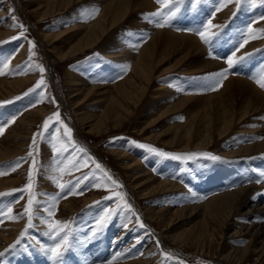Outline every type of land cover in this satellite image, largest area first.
<instances>
[{
	"label": "rangeland",
	"instance_id": "374dc122",
	"mask_svg": "<svg viewBox=\"0 0 264 264\" xmlns=\"http://www.w3.org/2000/svg\"><path fill=\"white\" fill-rule=\"evenodd\" d=\"M47 1L0 0V29H2L0 32H5L6 35L0 39V64L8 63L7 68L0 66V72L4 73L0 78L7 81L28 78L23 87L13 95H9L8 92L16 88H10L12 86L8 84V89H5L4 95L0 97V126H5L3 135H0V138L3 136L1 143L20 144L21 148L19 154L0 160V172L7 173L0 175V179L16 181L15 184L0 190V193H6L0 196V213L5 214L2 217L3 223H0V233H4L3 237L11 238L9 241H4L0 236V253H4L0 257V264H53L43 251L44 247L54 243L47 235L45 205L39 204L34 207V227L29 228L24 209L30 194L28 191L23 193L13 191L23 189L28 183L29 172L32 170V158L28 156L30 151L33 152L38 170L34 177L33 189L36 200L51 201L53 194H59L60 189L53 181V176L61 183L72 181L82 174L92 177L81 184L83 194H72L58 200L54 219L71 222L70 228L77 241L64 254L63 264H143L139 261L142 256L143 260L149 259L146 264H180V262L182 264H264V256L260 258L258 254L247 256L248 261L240 260V256H228L229 251L235 246L242 247L247 244L249 237L234 240L232 246L226 245V237H229L234 228L237 229L243 222H246L245 224L260 222L259 217L251 218L252 214L246 217L245 213L249 210L247 204H250V201H257L258 206L264 207V195H260L264 193V150L247 155L239 152L238 155L230 156L228 153L239 151L246 145H253L264 139V132H257L264 126V114L260 117H250L247 124L240 123L224 139L216 137L214 143L203 148L181 149L176 145L179 138L175 140L174 128L171 127L177 123H186L190 114L187 109L194 108L190 110L195 113V98L204 99L202 100L204 106L208 94L220 92L230 76L245 78L264 92V88L257 83V79L264 73V32L260 31L264 29V19H260L264 16V4L257 0L255 7L242 4L238 10L235 2L222 6L217 0H179V10L175 18L170 24L159 27L155 23L159 18H153L151 14L157 11L167 13L169 9L165 8L163 3L153 0L154 10L132 11L93 47L78 54H67V57L63 58L62 55L67 53L81 36L80 32L72 31V27L90 23L93 17L101 13L102 3L105 0H98L94 4L90 0H77L67 7V11L63 10L46 18L38 17L34 10ZM177 2L178 0H172V4ZM91 5L93 6L90 7ZM217 7H221V10L212 16L211 13ZM233 13L236 15L233 16ZM13 15L16 17L15 21L11 18ZM208 19L212 20L213 25L218 26L212 31L219 33L218 39H214L211 46L202 41L197 31ZM148 22L158 28L195 36L205 53L191 56L184 49L172 48L170 57L159 64V68L157 67L162 72V76H155L140 104L136 105L133 102L130 104L131 110H134L132 114L124 111L127 117L122 115L120 121L114 117L108 118L99 125V130H91V124L96 123L99 115L104 111L105 98L116 93L112 85L131 72V60L120 59L118 56L117 61L108 49L116 48L115 43L124 39V42L117 45L118 50L126 45L125 48H130L128 50L137 52L139 44L150 39V35L154 33L149 30L151 26ZM13 24L24 27H13ZM250 24L254 30L252 35L257 38L251 39L236 53V56L239 57L244 53L251 55L233 68L223 80L222 86L214 91L209 90L206 87L209 83V74L218 73L227 67L226 58L241 41V33L247 35L246 30ZM46 31L50 34L65 33V35H60L61 38L54 36L52 40L47 41L44 40ZM20 32L25 33L23 38L12 39L19 36ZM33 41L36 45L34 49L31 45ZM24 46L27 47L25 50L22 48ZM18 54L21 58L14 62L13 58ZM217 61L222 64L217 65ZM206 63H212L213 66L193 72L187 70L204 66ZM26 64L27 68H25ZM40 67L45 71L41 72ZM20 69H24V72H20ZM42 78L45 81L42 86L43 91L37 89L29 93L28 90L33 89ZM81 80H87V86L100 85L102 90L99 89L98 93V88H95L89 95L86 91H78L77 93L80 94L73 96L80 87ZM164 84L167 88L164 101L166 105L158 107V110L152 114L148 113L150 110L147 109L150 106L159 105L161 102V98L158 97L160 94H156L157 91L154 90L159 92V86H165ZM188 96L191 99L185 101L181 108L171 110L169 115L158 117L166 106ZM5 101L8 103H4ZM33 104L35 106H32ZM35 109H41L42 113L33 112L36 111ZM56 112H59L62 123L56 122V117L53 115ZM81 112L95 114L88 118L92 123H85ZM25 115L30 122L23 125L22 118L26 117ZM49 116H52V120L49 121L50 127L44 130L43 123ZM156 118L157 120L151 123ZM64 125L72 129L71 142L66 139L67 132ZM16 131L18 132L15 134ZM38 131L43 132V135L36 137L37 143L33 149L31 147L33 136ZM132 141L137 143L132 144ZM141 144L151 145L158 150L174 154L208 153L210 155H196L191 158L183 156L181 159H176L161 156L148 148L140 147ZM9 148L12 151L15 149L13 145ZM57 149L61 150L59 154ZM64 149L67 151H63ZM117 151L126 153L127 157L120 158ZM81 156L84 158L80 161L81 165L87 161V167H81L79 171L72 170V163ZM18 160L21 166L11 171L9 165ZM128 161L129 163L138 161L141 169L150 173L149 175L156 181L173 182L177 185L176 188L151 194L143 199L132 182L131 174L135 171L125 166ZM97 163L101 166L100 170L96 169ZM61 168L65 169L64 172L59 171ZM105 173L122 187L110 184ZM258 179L261 180L260 183L256 182ZM94 184H100V187H94ZM242 187L248 188V193L234 209L227 223L228 229L223 231L217 223L215 224L213 241L205 240V243L195 242V244L191 242L194 246L189 242L178 241L172 245L173 242H169L165 236L183 231L200 221L202 217L197 216L195 212L191 213L188 209L179 217L169 219L171 215H167L162 227L157 219H151L149 213L151 208L152 210L161 208L170 213L168 211L177 208L202 205L217 193ZM118 192L126 194L125 199L132 205L133 211L125 210L119 216H113L102 231L92 235L90 229L94 228L97 218L104 213V210L123 204V201L116 197ZM109 196L113 199H105ZM9 207L13 209L10 214L7 213ZM9 215L15 218H7ZM137 215L146 227H139ZM261 222L264 223V219ZM125 223L128 225L127 228L122 227ZM259 240H262V237ZM13 244L16 246L9 249ZM6 249L9 250L6 252Z\"/></svg>",
	"mask_w": 264,
	"mask_h": 264
},
{
	"label": "bare ground",
	"instance_id": "6f19581e",
	"mask_svg": "<svg viewBox=\"0 0 264 264\" xmlns=\"http://www.w3.org/2000/svg\"><path fill=\"white\" fill-rule=\"evenodd\" d=\"M26 1H31V0H26ZM75 1L77 0H48L45 4L36 7L34 11L38 17L46 18L48 16L55 15L57 12H61L63 10L68 9L67 7H70ZM90 2L94 4V2L97 3L98 0H90ZM102 5L103 6L101 13L97 15V17H93L90 23H88L87 25L84 24L85 26L77 25L78 27L77 26L72 27L73 28L72 31L74 30V32H80L81 36H79L78 40L70 47L69 51L62 55L63 58H66L67 54H72V55L78 54L84 52L86 49L93 47L95 44L101 41L103 36L112 27H115L116 25L120 24V22H122L125 18H127L132 11L142 10V9L154 10L155 8V4L153 0H108V1L105 0L103 1ZM92 6L93 5H91L90 7ZM95 15L96 14H94V16ZM148 24L151 26L149 30L154 31V33L150 35L151 36L150 39L139 44V49L137 52L128 50L130 48L128 46H127L128 48H125L126 45L122 46V49L120 48L118 50L119 46L117 47V45H119L120 42H122L124 39L122 41L118 40L117 41L118 43H115L116 48L108 49L112 54L113 58L115 57V59H117L118 56H120L119 57L120 59L127 60V58H129L128 60H131L130 62L131 72L127 74L124 78H122L120 81H118V83L112 85V88L116 90V93L112 95L110 94V97L105 98L106 101L103 104L104 111L99 115L96 123H92V120L88 119L95 114L91 112V115H89V113H87L88 114L87 115L86 112L84 113L81 112L83 114L82 120H84L85 123H90V122L92 123L91 130H99V125L102 122L107 121L108 118L114 117L117 119V121L118 120L120 121L122 115L124 117H127V114H124V111L132 114L134 110H131L130 104L132 102L136 105L140 104L141 101L143 100V96L146 94L148 89H150L153 80L156 78L155 76L157 77L162 76V72H160L157 69V67L159 66V64L163 63L168 57H170L172 53L171 51L172 48H175L173 50L184 49L187 51L188 55L191 56L193 54H195L196 56L197 55L200 56V54L205 53L204 48L202 47V45L199 43V41L196 39L195 36L189 35L187 33L174 32L172 30L165 28H158L153 26L149 22ZM66 30L68 32V29ZM4 33L0 32V39L6 37ZM62 34L65 35V33H56V34L47 33L45 34L44 40L47 41L52 40L54 36H55L54 38H58V37L61 38L60 35L62 36ZM22 48L25 50L27 47L24 46ZM20 58L21 57L18 54L13 58V61L17 62ZM216 64L220 66L222 63L217 61ZM212 66H213L212 63L211 64L206 63L204 64V66L189 68L187 70L188 72H193L202 69L204 67H212ZM27 79H15L13 81H7L5 79L0 78V97L1 95H4L5 93L4 90L8 89L7 88L8 84L9 86H12L10 88H16L14 90H9L8 92L9 95H13L18 89L23 87ZM81 81L82 82L80 83V87L77 88L75 92L76 94H74L73 96L80 94L77 93L78 91L80 92L86 91V93H88L89 95V93L93 92L95 88H98L97 89L98 93H99L98 91L99 89L100 91L102 90L100 85L87 86L88 84L87 80H81ZM164 85L165 86L163 85L159 86L160 87L159 92L156 89L154 90L157 91L156 94L158 93L160 94L158 97L161 98L160 99L161 102H159V105L154 104L153 106H150L147 109V111L150 110L148 113L152 114L153 112L158 110V107H164L166 105L164 104V101L166 99L165 96L167 95V94L165 95L167 88H166V84ZM189 96L172 103L173 105L171 104L166 106V109L162 110V112L158 115V117L160 118L162 116L169 115L168 113L171 110L173 109L177 110L181 108L185 103V101L191 99V97ZM202 100L200 99V97L195 98V106L193 105L195 107V113L192 112L193 110H190L194 108L187 109L188 112H190V114L188 113L189 119L186 123L181 122V123H177V125L174 124V126H171L172 129L174 128L173 136L176 137L175 140L179 138L178 139L179 142H177L176 145L180 146L181 149L188 150L192 147L194 148L207 147L212 143H214L215 139L217 138L224 139L240 123L246 122L247 124L250 117L252 118L257 116L260 117L262 114H264V92L249 80L239 76L228 77L227 81L224 83L223 89L220 92H212L208 94V97L205 98L204 106L202 105L203 104ZM100 102H102V100H100ZM35 110L36 111L33 112L37 114L42 113L41 109H35ZM146 116H148V114ZM156 120L157 118L154 119V121H151V123H154ZM28 122H30V120L27 116L22 118V123H24L23 125L28 124ZM17 132L18 131H16L15 134ZM257 132L263 133L264 126L260 127ZM1 138H0V160H5L21 152L20 144L11 143V145L15 147V149H13L12 151L9 148L11 145H4L3 143H1ZM254 144L246 145L241 149L238 148L239 151H233L228 154L231 156L237 153L239 154V152H244L246 155L251 152L252 153H258L259 151L263 152L264 139L256 143L255 145ZM118 152L119 151H117V153ZM118 155L120 156V158L127 157L126 153L119 152ZM125 166L128 169H132L133 171H135L134 174H131V178L133 180L132 182L134 183L135 189L138 190V194L143 196V199L150 196L151 194H156L159 192H163L165 190L173 189L176 188L177 186L175 183L170 181H156V179L152 178L149 175L150 173L141 169L138 161H134L131 163H129L128 161V163H126ZM15 182L16 181L13 179H0V190H3V188L15 184ZM248 191H249L248 188L242 187L224 193H217L212 197H210L208 201L202 203V205L198 204L199 206L197 205V206L185 207L181 209L177 208L175 210L168 211L170 213H167V210L161 208L158 210H154V209L152 210L151 208L150 209L151 211L149 210V213L151 215V219L154 218L157 219L158 223L161 224L162 226L167 215L168 216L171 215L169 218L171 219V217H179L183 215L185 211L188 209L190 210L191 213L195 212L197 216L200 215L202 217L200 221L196 222L194 225L184 229L181 232L175 234L170 233V235H167L165 237L168 238L167 240L169 242H173L172 245H175V242L178 241L189 242V243L192 242L193 244H195V242L205 243V240L206 241L214 240L213 229L214 230L216 229L215 226L216 223L218 224V226H220V228L223 231H225V229H228L227 223H229L228 221L230 220V217L232 216L234 209H236V207L240 205V200L243 199V196L246 195ZM250 202L252 204L251 203L247 204L249 210L246 211L245 216L247 217L249 214H252L251 218L257 216L259 217L258 221L260 222L258 223L252 222L248 224H245L246 222L245 223L243 222L244 224L243 223L240 224L237 229L234 228V231L230 233L229 237H226V241H227L226 245H230V246L233 245L232 242H234V240L237 239L239 240L241 238L243 239L245 237L250 238L247 244H245L242 247L235 246L228 253V256L229 255H233L235 257L240 256L241 258L240 260H245V261H248L246 259L247 256L248 257L252 255L255 256V254L256 255L258 254V257L260 258L264 256V223L261 222L264 219V207L258 206L257 201H250ZM3 235L4 233H0L2 240L9 241L11 239L10 236L3 237ZM261 237L262 240H259ZM205 251L206 250H204V252ZM142 257L139 258V261L142 262L143 264H146L149 259L143 260Z\"/></svg>",
	"mask_w": 264,
	"mask_h": 264
},
{
	"label": "snow or ice",
	"instance_id": "6c2138e0",
	"mask_svg": "<svg viewBox=\"0 0 264 264\" xmlns=\"http://www.w3.org/2000/svg\"><path fill=\"white\" fill-rule=\"evenodd\" d=\"M158 3H163L165 8L169 9V11L167 13H163L161 11H157L155 13H152L151 16L153 18H159L157 20H155V23L157 24V26L159 27H164L167 24H170L171 21L175 18L177 11L179 10V0L177 2V4H172V0H157ZM218 3H221L222 6H227L228 3H233L235 2L237 9L239 10L241 5H247L249 7H255L257 0H217ZM260 3L264 4V0H260ZM221 7H217L213 10V12L211 13L212 16L215 15V13L217 11H220ZM14 12V9L12 10ZM236 13H233V16H235ZM12 20L15 21L16 17L13 15ZM260 19H264V16H261ZM13 27H24L23 25H18V24H13ZM218 27L217 25H213L212 20L208 19L206 22H204L201 26V29H198V34L200 35L202 41L205 44L208 45H212L214 42V39H218L219 37V33L212 31L213 28ZM253 28L251 27V24L248 26L246 32L247 35H245V33H241V41L236 45L235 49L232 51L231 55H229L226 58V63H227V67L222 69L220 72L218 73H214V74H209L208 79H209V83L207 84V88L209 90H217L218 87L222 86L223 84V80L227 78L228 74L233 70V68L238 64L241 63L242 61H244L245 59H247V57L249 55H251L250 53H244L243 55L237 57L236 53L239 52L240 49H243L249 42L251 39H255L257 37H255L254 35H252L253 33ZM261 32H264V29L260 30ZM25 35L24 32H20L19 36L17 37H13L12 39H20L23 38ZM32 48H35V42H31ZM34 55V53H33ZM0 66L7 68L8 67V63L4 62L2 64H0ZM28 65H25V68H27ZM20 72H24V69H20ZM40 71L43 72L45 71V69L43 67H40ZM3 72H0V75H3ZM257 83L260 85V87L264 88V73H262L260 75V78L257 79ZM45 84V81L43 80V78L34 86L33 89H29L28 92L31 93L33 91H36L37 89H39L40 91H43V85ZM42 99V98H41ZM4 103H8V101H5ZM32 106H35L34 104ZM56 117V122L57 123H62V121L60 120V114L59 112H56L53 114ZM14 119V118H13ZM180 119H183V117H180ZM52 120V116H49L43 123V129L47 130L50 125H49V121ZM66 132H67V137L66 139H68L71 142V133H72V129L67 128V125H64ZM5 131V126H0V135H3ZM43 132L38 131L37 133H34L33 136V140H32V145L31 147L34 149L37 143L36 137L37 136H42ZM74 143V142H73ZM132 144H136V141H132ZM140 147H144V148H148L150 149V151L154 152V153H158L161 156H165V157H174L176 159H181L183 156H188L189 158L196 156V155H203V156H207L210 155L208 153H191V154H174V153H168V152H164L161 150H158L156 148H154L151 145H147V144H141ZM75 150V149H73ZM57 154L60 153V149H57ZM63 151H67V149H64ZM81 151L83 152V150L81 149ZM28 156L32 158V165L31 168L32 170L29 172V177H28V183L25 185V187L23 189H14L13 191H20L21 193L28 191L30 194V198L27 200V206L24 209L25 214L28 217V227H34L33 225V219H34V207L36 205L39 204H43L45 205V211L47 213V227H48V233L47 235H49V238L54 242L50 245H47L46 247L43 248V251L46 253V255L53 261V264H63V256L64 254L69 251L73 246L74 243L77 242L76 238L73 236L72 234V229L70 228V224L71 222H62L60 220H55L54 216H55V210L58 208V200L59 198L63 197V198H67L68 195H72V194H83V191L81 190V184L85 183L87 181H89L90 179H92V177H90L88 174H82L80 177H77L76 179L69 181L67 183H61L55 176L52 177L53 181L57 184L58 188L60 189L59 194H53V198L51 201H39L36 200L35 195L33 194V189L35 187L34 185V177L37 174L38 170L36 168L37 162L33 156V152L30 151L28 153ZM67 159V157H65ZM214 159H218V157H213ZM24 158H21V160H23ZM83 156H81L80 158H78L75 162L72 163V170H76L79 171L81 167H87V161H84V163L81 165L80 161L83 160ZM21 166L20 161H15L12 164L9 165V168L11 169V171H15L17 168H19ZM96 169L100 170L101 166L97 163L96 164ZM65 169L61 168L59 169L60 172H64ZM7 174L6 172H0V175H5ZM105 177L107 179V181L112 184L115 185L116 187H122V185H119L117 183V181L113 180L111 178V176L107 175L105 173ZM257 183H260L261 180H257ZM94 187H100V184H94ZM6 195V193H0V196H4ZM45 195H49L47 193H45ZM260 195H264V193H261ZM126 194H122V193H116V197L119 200L123 201V204H117L116 208H106L104 210V213L97 218L96 223L94 225L93 229H90V232L92 233V235L97 234V232L102 231L104 229V227L107 226V224L110 222V220L112 219L113 216H119L121 212H124L125 210L131 212L133 211L132 209V205L127 203L126 199H125ZM105 199H113L112 196L106 197ZM94 203H99V202H94ZM13 209L11 207H9L7 209V213H12ZM5 214L0 213V223H3V219L2 217ZM7 218L9 219H13L15 217L9 215ZM137 221H139V227H146L142 221H140L139 216H136ZM127 223H125L124 225H122V227L127 228ZM17 243H19V241H17ZM16 245H10L9 249L14 248ZM9 249H6L5 251L7 252ZM4 255V253H0V257H2ZM180 264H182V262H180Z\"/></svg>",
	"mask_w": 264,
	"mask_h": 264
}]
</instances>
